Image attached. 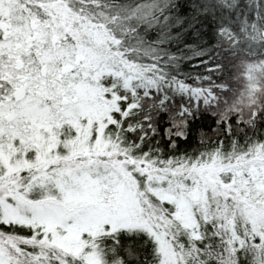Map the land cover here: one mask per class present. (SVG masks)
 <instances>
[{"label": "snow or ice", "instance_id": "snow-or-ice-1", "mask_svg": "<svg viewBox=\"0 0 264 264\" xmlns=\"http://www.w3.org/2000/svg\"><path fill=\"white\" fill-rule=\"evenodd\" d=\"M0 264H264V0H0Z\"/></svg>", "mask_w": 264, "mask_h": 264}]
</instances>
